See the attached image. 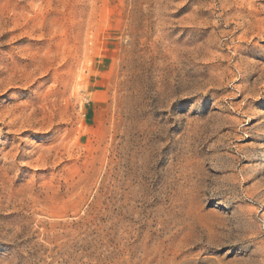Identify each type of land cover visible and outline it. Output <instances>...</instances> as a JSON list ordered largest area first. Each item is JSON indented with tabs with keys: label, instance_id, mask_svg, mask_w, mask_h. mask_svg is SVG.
<instances>
[{
	"label": "rangeland",
	"instance_id": "obj_1",
	"mask_svg": "<svg viewBox=\"0 0 264 264\" xmlns=\"http://www.w3.org/2000/svg\"><path fill=\"white\" fill-rule=\"evenodd\" d=\"M0 264H264V0H0Z\"/></svg>",
	"mask_w": 264,
	"mask_h": 264
}]
</instances>
